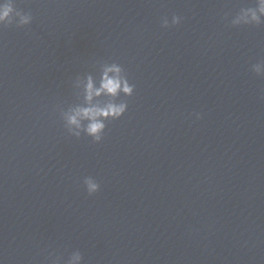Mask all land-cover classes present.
I'll use <instances>...</instances> for the list:
<instances>
[{
  "label": "clouds",
  "instance_id": "obj_1",
  "mask_svg": "<svg viewBox=\"0 0 264 264\" xmlns=\"http://www.w3.org/2000/svg\"><path fill=\"white\" fill-rule=\"evenodd\" d=\"M256 4L259 5V11L261 13H264V0H256ZM14 3L13 0H7L6 3L0 5V21H7V23L4 25L5 27L13 25V20L9 19L11 14L14 11ZM247 11L252 13V19L251 22L245 21V25H261L264 24V21H262L259 16L256 15V11L254 10V7H248L246 9ZM23 13V14H22ZM17 15L21 16V19L19 23L15 24L16 27H23L27 26L31 23L33 17L31 13H25L22 10H19L17 12ZM181 21V17L173 15L171 26L178 25ZM239 22L235 21L232 22V26H237ZM168 19L164 18L162 22V27H169ZM260 63H264V61H261ZM255 67V65H253ZM115 71L119 72V69H114ZM134 85L129 86L127 83H125L123 87L124 93L128 95L133 94ZM121 88V81L119 79H108L105 77V80L102 84V87L99 91L96 92L97 95H99L100 91H104L108 93L109 95L115 96L118 93V90ZM88 90H89V99H91L92 95V85L91 82L88 84ZM127 107L126 103H121L119 105L109 103L104 108H83L79 109L75 116L69 117V123L71 124H77L79 126V122L77 120V116H83L85 118H88L91 122L87 125L86 131L87 133L94 138L95 143H99L102 140L101 133L103 132L105 125L104 123L97 119V117H112L113 119H118L121 117L122 114H124L125 109ZM78 135V134H77ZM88 195H93L96 192L99 191V184L95 181L92 177H86L83 181ZM79 258V257H78Z\"/></svg>",
  "mask_w": 264,
  "mask_h": 264
}]
</instances>
